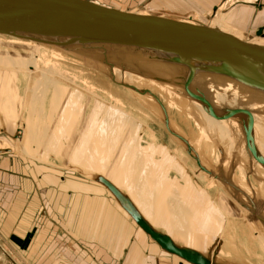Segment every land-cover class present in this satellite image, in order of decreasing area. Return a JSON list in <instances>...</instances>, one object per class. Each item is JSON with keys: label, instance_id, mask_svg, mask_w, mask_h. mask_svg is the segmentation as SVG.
Returning a JSON list of instances; mask_svg holds the SVG:
<instances>
[{"label": "rangeland", "instance_id": "obj_1", "mask_svg": "<svg viewBox=\"0 0 264 264\" xmlns=\"http://www.w3.org/2000/svg\"><path fill=\"white\" fill-rule=\"evenodd\" d=\"M88 1L116 9L118 11L134 12L135 10H138L141 12L142 11L158 12L161 10L164 11V10H171L172 8H177L183 11V13H188V14L192 13L186 11L185 8H181L180 6L178 7L173 6L172 3H169L170 6H164L168 4H163V2L159 1L162 4L161 5L155 0H88ZM178 1L181 2L183 0H178ZM115 4L117 6H112ZM175 4L176 3H174V5ZM260 24H264V23H259V24L258 23L255 24L253 22L249 23V25L252 26L253 28L258 27L257 25ZM215 25L218 26L219 21H216ZM250 39L252 43L257 44L256 41L258 40V38L256 39L250 38ZM14 47L15 46L13 44L10 45L8 44L6 47L0 45V139L12 147L15 142L14 141L15 137H13L15 131L17 130V128H23L24 130L23 136L26 137V141L15 147V153H13L11 157L5 156L3 160L5 162L6 168L9 158H12V160L15 161L17 160L18 162L21 163V166H25L24 167L26 168L25 174H27V176L25 175L24 177L26 178L25 186L27 187V189L31 187L30 185H33L37 195L39 193V196L41 194L44 198H48V200L50 201L51 198H53V200L59 198L60 195H58L57 193L62 191L59 189L57 191V188L53 187L56 185L52 184L53 186H51L50 183L48 184L49 181L47 177L50 178L51 175H54L55 176L54 179L58 180V182L60 183L61 181L59 180H63L62 178L69 179L72 181H78V183L83 185L84 182H88L89 184H86L87 187L92 185L91 187L93 189L99 190L100 187L98 185L99 183L96 182L94 183L95 180H92L91 178L89 179L87 178V176H85L89 169L96 168L97 171L106 173L111 177L112 174L113 176L118 174L120 181H116L115 183L119 184V186L124 189L126 195L131 194L129 192H131L132 189H134V192L135 190H137V192H135L134 194L136 195L139 194L141 198L137 195L139 199L138 200L136 199L137 201L136 200L135 201L140 209L144 210L145 208L150 207V209L152 210L154 206L161 207L160 215H159L161 219L159 220L160 224H158V229L164 231L166 226L176 227L178 223L181 224V229L182 230L184 229L182 232L185 233L184 237L188 239V242H190L191 245V246L188 245L185 246L186 248H190L191 250L202 253L204 257L208 259L211 258V260H213L215 264H249V263L254 264L253 261L250 259V257L248 259V254H247L248 252L245 250L243 246V242L239 243V241L236 242L233 239V242L231 241L232 243H230L231 247L227 249V244L223 242L224 239H221L222 242L221 240L220 241L217 240L220 229L222 228V226L224 227L225 217L221 215L219 212L215 213V211H217L216 210L217 208L215 206V203L212 202V200L210 199V194H214V196L216 197V191L218 190L222 192L223 189L221 190L222 187L219 189L220 186L214 188L212 186L214 176L209 174L210 172L207 171L204 167L198 166L197 164H195V162H193L191 155L194 157L195 154V157H197L198 154L196 155V152L191 150L190 146H188L185 143V140L183 138L185 137L187 131L188 133L191 134V131L193 130V129L190 130V128L186 126L187 125L186 123H188V121L187 120L185 121L184 120L185 118H183V120L181 121L182 123H179L178 119H180V117H178L177 119L172 116V120H171L168 116H166V114L165 115L163 113L156 114V116L162 119L161 121L155 116L153 112H149L145 104L141 100H139L136 96H133L129 92L130 90L128 91L126 89V86H123V84L122 83L120 84L119 82L117 83L118 86H116L115 85L116 83L114 84L111 81L113 79L111 78L110 80V76L107 75V73L103 70L104 69L103 65L102 64L100 65L99 63H96L92 60V59L98 60L99 57L95 59L96 57L90 55L88 57L91 58V61L90 62L85 61L86 63L83 62L82 60L75 59L76 57L68 56V55H64V58H62L63 60L61 59L57 63L66 73H68L71 76L70 80L72 82L74 79L76 80V83L81 86L80 88H82L83 90L85 88L87 89V87L96 89V90L94 89L93 94L91 93L90 98L93 97L94 98L93 101H96L97 98L101 97L99 98V100L101 101L103 100V101L102 104H97L99 108L97 109L93 108L92 106L95 103L92 101V99L87 97V95H83L84 94L83 92L80 93L76 91L72 93L70 88L68 89L62 83L58 84L55 81H44L41 85V89L44 90V92H42L43 93L42 96L44 97V101H45V111H44L45 113L43 112V115H40L38 108L36 107V105H34L33 102H31V105H29V107L32 108L30 109L32 111H30L27 108L24 109L21 102L23 98L22 92L24 91L26 86L23 76L21 74L22 70L19 68L13 69L12 66L13 64L9 62L10 60L15 61L17 58L15 53L16 49ZM56 50L58 52H65L64 50H59V49ZM123 64H125V66L123 67L124 71L130 72L134 76H137L142 80L152 82L154 85L160 83L161 84V85L159 84L160 87L163 86V84L167 85L168 82H170L171 80H175L174 78L166 74L163 75L159 73L157 74L147 73L142 70L144 66L141 65H133L129 63H123ZM2 69H4L3 70L4 72L2 71ZM76 71L79 74H76ZM156 76H157L156 80L158 81V83L154 82V78ZM160 76H163L161 81L158 80ZM164 78H166L167 80H164ZM168 87L170 88L167 87L164 88L170 90L181 89L174 86V84H172V81L171 84H168ZM46 91H48L49 96L48 94H45ZM54 96L59 99L53 100L52 98H54ZM62 98H66V99L64 100ZM69 98L71 99L75 98V99L73 100L74 101L73 104L72 103L70 105L68 104L69 105L68 108L72 107V109L70 108V112L68 113L65 108V104L69 100ZM63 101L66 102L64 103ZM110 101L114 102L113 103L114 106H115V101H116V105L118 103L120 106H123V108L122 107L121 108L125 109L124 111L129 117L131 126L127 122L124 123L123 122L124 118L123 117L119 118L117 113L115 112L114 114L112 113L114 117L111 114L112 115L111 118L112 117L113 118L111 120L108 119L109 117L107 114L109 113H106V111L110 112L113 110L111 107H109V104H111ZM156 102L158 103V105H163V106L164 104L165 106L168 105L167 103H163L160 101H156ZM182 104L183 106H178L179 108H177V110L180 109L183 110L184 108H187L189 113L195 112L196 114H200V113L202 114L205 111H208L209 108H211V110L214 109L200 102H185ZM167 107L168 110L171 109L169 108L170 105H168ZM92 111L95 114V118H94L95 121L93 120L92 122L93 124H95L94 129L90 127V123L88 124L87 121L88 119H86V117H88V115L92 113ZM214 111H216V113L220 115L222 119L224 118L223 119L224 121L233 124V122H231L232 120L228 118L226 114L220 112L218 109ZM259 111L260 110L258 109V113ZM173 112L174 114H176L174 110ZM64 113H66L68 116H66ZM262 114H264V111H262ZM117 118L119 119L118 123H117ZM49 120L50 123L52 122L51 128H48L50 126L48 124ZM61 120L63 122V125L61 124L62 122H60ZM170 121H173L175 125L178 126L180 137L177 134H175L176 132L174 133L169 130L168 125L170 124ZM202 121L205 120L203 119ZM207 121L211 122V120H207ZM58 122L60 123L59 127H57L56 125L58 124ZM169 126L172 127L173 125L170 124ZM199 126H202V123ZM233 128L235 129V127ZM199 130H204V129L199 128ZM125 132L128 133V136ZM50 133L51 136H49V140L52 139V141L50 140L49 142L50 145H54V146H49L46 143V141H44L45 140L44 137L47 139ZM193 135L191 134L192 137L191 141H195L196 138L198 139L199 134L197 135L196 138H193ZM125 137L128 139L127 143L125 142ZM66 138L70 140V144L66 142L67 140ZM81 140L82 141L85 140V141L82 142V144H79ZM144 140L155 141L156 144H154L155 142L154 143L152 142V145L153 144L157 145V148H159L160 150L154 152V154L156 153L158 155L156 156V159L154 158L155 160H153V167L151 172L148 169H146L148 163L143 162V159H140L141 161L133 162L132 157H128L127 159L123 158L125 156L124 154H126L127 151L130 153V155L132 154V152L136 154V149L132 151V147H134L133 145L130 149V144L132 142L140 144L141 141ZM86 144H87L86 147L87 150L85 152L80 153L79 151L81 150V146L84 147L86 146ZM141 145L146 146L145 142H143V144L141 143ZM167 148L169 151L167 150ZM75 151L79 153V156H77ZM74 153L75 155H73ZM149 154L150 152L148 154L145 152V156L142 155V158L145 157V159L147 160L150 159ZM206 156H210V154H206ZM153 157L154 155L152 156V158ZM186 157H189V160ZM24 159L29 160V163H27ZM80 160H84L87 164L81 167L80 165H82V163ZM29 164L32 165V167ZM129 166L132 167L133 169V171L131 169L132 175H130ZM175 168L177 169L175 170ZM254 169L255 172L250 175V178H248L246 187L250 192L258 195V196L255 195L257 199H260L261 196L264 195V172L260 171L256 166L254 167ZM127 170H128V174H127ZM78 171L82 173L85 172L86 174L85 173L81 174ZM35 175L38 177L41 176L42 181L45 182V184L42 185V183L38 182L35 187L33 183L34 181H31L30 179V177H34V179L36 180ZM89 175H91V173ZM180 175H182V177H179ZM183 176H185V178H183ZM184 179L188 180V182H186ZM192 180L195 185L193 184ZM211 186L214 188V190L216 189L213 193L211 191L208 192ZM68 187L72 190L75 189V186H73V184L71 183L69 184ZM162 188L163 191L161 193ZM62 189L64 193L68 191L67 188H62ZM45 191H48V193L45 194L44 193ZM52 191H53V195L50 193ZM171 192L175 193V196L177 197L176 201L179 202L178 210L181 216L176 217L177 219L176 222H178L177 224L170 216L171 212L169 211V206L167 203V196H169ZM67 193H70V191H68ZM100 194L103 193L100 192ZM241 196L242 195L240 194L239 199L240 202L242 203V209H240V207H238L233 202V200L230 199V197L227 199L229 204L232 203L231 205H233L235 209L236 210L238 209L240 212L239 211L234 212L235 209L233 208V206L223 208L225 212L229 211V209L233 211L232 213H234L235 215L233 220H235V222L239 221L238 216H236L238 212L239 214L242 215L244 214L245 216L250 217L252 215V210H250V208L253 207L257 201V200H252L248 196L246 199L245 197H243L242 199ZM41 201L44 207V203H43L44 200H42V198ZM189 202L192 203L193 206L195 205V210H198V212L200 211L202 212V210L205 212L204 215H206V217L204 221L206 223L203 224V226L202 225L198 226L197 223L191 225V221L193 220V217H191L190 219L191 221H188L186 223L185 221L186 218L184 217L183 209L185 208V204ZM262 207L264 208L263 204ZM212 209L215 210L214 211L215 218L211 217V219H213L211 223L213 228L209 224V220H210L209 211H211ZM52 218H53L52 219L53 224H59V219L55 217V215H53ZM181 219L182 220L184 219V223H182L183 221H181ZM50 220H51V216L47 218V223H51ZM228 220L230 219L228 218ZM45 223H46L45 219L44 220L38 219L34 225L35 230H37V232L41 230L42 226L45 225ZM162 224H164L165 227H163ZM206 225L208 226L205 229L204 227ZM257 226L256 228L259 230ZM209 227L210 229H207ZM261 227L264 228L263 225ZM126 229L127 227L124 230L125 233L124 232L122 233H124V235L127 237ZM231 231L233 230L231 229ZM41 232L45 233L44 231ZM164 232H166V230ZM225 234H228V231L226 232L225 230L223 234L224 237ZM259 234L261 237L263 236L260 230H259ZM199 235L201 236L206 235L205 242H202L203 247H199V246L197 247L196 245V242L201 237ZM133 238L135 237L133 236ZM23 240L25 241L26 239L23 238ZM213 242L214 244H212ZM216 242H218L219 244L218 243L216 244ZM215 244L216 247H214ZM147 245L150 246L148 247ZM147 245L145 246L147 249H143L141 247L140 254L143 258H148L151 262L143 263L140 260H138L139 258H136V256H134L133 258L134 264H164V263L170 264L169 260L171 259H169V255L163 254L156 249L154 253H150L151 255L153 254L152 256L147 255L146 254L147 250L153 246L152 243H148ZM217 246L222 252L218 250ZM8 251L9 250L7 249L4 252V264H16V262L11 257L12 254H9L10 251L9 252ZM46 255L47 254L45 251L41 252L38 256L39 260L35 261L36 262L35 264H42V263L45 264V260L48 259ZM162 261H164V263H162Z\"/></svg>", "mask_w": 264, "mask_h": 264}, {"label": "bare ground", "instance_id": "obj_2", "mask_svg": "<svg viewBox=\"0 0 264 264\" xmlns=\"http://www.w3.org/2000/svg\"><path fill=\"white\" fill-rule=\"evenodd\" d=\"M224 2H225V0H221L219 4H216L212 8L209 9V11L213 10L212 18L215 15H221V17H220L221 20H219V25L215 26L218 28H220V26L223 23L222 19L226 18V16L230 13V11L233 10L234 8H236V6H238L236 4H231L230 6L228 5L227 7H225V5H223ZM239 3H241V6H245L248 9H250V11H251L250 17L248 18V22H250V20L252 19L254 14H257L259 11L264 9V0H253V1H246V2L241 1ZM248 3H250V4L256 3L257 7L253 8L252 6L247 5ZM191 7H193V6H191ZM191 7H188V9L193 10ZM198 8H201V7H198ZM213 8L215 9V11ZM164 11H167V10H164ZM168 11H170V10H168ZM134 12H140L141 13V11H138V10H135ZM142 12L148 13L147 11H142ZM262 25H264V24H261L258 26H262ZM253 32H254L253 38H259V37H254V34L256 32L255 29ZM8 44L9 45L13 44L15 46L14 48L16 50L15 49L14 50H15L16 56L18 58V59L16 58L15 61H11V60L10 61L8 60V61L11 64H13L12 65L13 69L19 68L22 70L21 74H22L23 79L25 81L26 87H25L24 91L22 92L23 98H22V102H21L24 109H26V108L29 109L30 103L34 102V100H36V99H40L43 108L45 107L44 97L42 96L43 95L42 92H44V90L41 89V85L44 81H55L58 84L62 83L64 86H67L68 88H70L72 93H74L76 91L80 92V93L83 92L84 93L83 95H87V97H89V98L91 97V93L92 94L94 93L95 88L93 89V88L87 87V89H86L84 87L85 89L83 90L82 88H80L81 86L76 83L75 79L72 82L70 80L71 76L68 73H66L60 67V65L57 63L63 57L57 52L56 49L62 50L61 48H56L55 46H50V45H46V44L39 43V42H34V41H29V40L28 41L27 40H20V39H16V38H13L10 36L0 35V45H3L6 47ZM68 49H74V51L78 52V53L66 52L67 54H69L68 56H73V57L76 56V57L80 58L79 60H82L83 62H85V61L90 62L91 61V60L87 59L88 58L87 56H89V55L96 57L95 59H97L98 57L100 58L98 53L91 52V51H82L78 47L76 49L73 47H70ZM120 51L121 50L117 49V48L107 50V52L110 56L116 57V60H121V58H125V57H123L124 53L120 52ZM127 52L130 55L133 54V55L139 57L140 61L142 63L140 65L144 66V68H146V70L148 72H154V73L164 72V73L168 74L169 76H171L172 78L180 81V83H182L181 89L171 91L169 89L160 87L158 85H154L152 82L142 80V79L138 78L137 76H134L132 73H130L128 71L121 70L119 68L106 67L103 65L104 69L103 68L102 69L107 73V75L110 76V80H111V78L113 79L111 81L114 84L116 83L115 84L116 86H118L117 85L118 82L120 84L122 83L123 86H126V89L128 91L130 90L129 92L133 96H136L139 100H141L145 104V106L149 112H153L155 114V116H156V114H159V113H163L164 115L166 114V116H168L171 120H172V116L177 118V119H178V117H180V119H178L179 123H182L181 121L183 120V118H185L184 120L188 121V123H186L187 124L186 126H188L190 128V130L193 129L191 131V134L192 135L194 134L193 138H196L197 135L199 134L198 139L196 138L195 141H191L192 137H191V134L188 133V131L185 134L186 138L183 137L185 140V143L188 146H190L191 150L195 151L196 155L198 154L197 157H195V154H194V157L191 155L192 160H193V162H195V164H197L198 166L204 167L207 171L210 172L209 174L214 176V180L212 182V186L214 188H217L220 186L219 189L221 187H222L221 190L223 189L222 192L218 191V190L216 191V197L214 196V194H210V199L212 200V202L215 203L217 211H215L213 209L211 211H209V215H210L209 224L213 228V226L211 224L213 219H211V217L215 218L214 211H215V213L219 212L221 215H223L225 217V219H224L225 223H224V227L222 226V228L219 231V235H218L217 240L220 241L221 239H224L223 242L225 244H227V249L231 247L230 243L233 242V239L236 242L239 241V243L243 242V246H244L245 250L248 252L247 253L248 259L250 257V259L253 261L254 264H264V228L261 227L262 225L264 227V208L262 207V204L264 205V195L261 196L260 199H257L256 196H258V195L253 194L246 187V183H247L248 178H250V175L255 172V169H254L255 166L260 171L264 172V156L258 151L256 144L251 140V136L248 132V128H256L257 131L259 130L258 132H260L261 130L264 131V119L262 118L263 117L262 115H264V114H262V111H264V95H262L256 91H253L248 86L243 85L241 82L235 80L234 78H232L231 75H229L227 73H221L219 71H218V73L215 71L214 72L212 71V73H210L209 71L202 69L201 66L192 64V62H190V61L189 62L188 61L187 62H180L177 64L156 63V62H151V61L143 62L142 57L145 56V54H144L145 51L129 49V51H127ZM73 53H75V54H73ZM22 55H23V57H22ZM128 63L131 64V62H128ZM12 66H11V69H12ZM69 68H70V66H69ZM3 70L4 69H2V71ZM76 74H79V73H77V71H76ZM118 75H120V76H118ZM256 80H258V79H256ZM261 81L264 82V79L261 78ZM58 84H57V86H58ZM163 85H165V84H163ZM45 94H48V96H49L48 91H46ZM54 98H56V97L54 96ZM95 98H96V96H95ZM99 98H101V97H99ZM99 98L96 99V102L94 101L95 104H93V106H92L95 109L99 108L97 104H102L103 100L101 101V100H99ZM209 98H211V99H209ZM244 98H246L247 100L244 101L243 100ZM156 101L167 103L168 105H170L169 108H171V109L168 110L167 109L168 105L165 106V104H164V106L158 105V103ZM185 102H200V103H204V104H206V105H208L214 109L211 110V108H209L208 111H205L202 114L201 113L196 114L195 112L189 113L187 108H184L183 110H181V109L177 110V108H179L178 106H183L182 103H185ZM71 103L72 102H70V104ZM113 103L114 102H111V104H109V107H111L113 109V110L111 109L113 112L112 111H110V112L106 111V113H109V114H107L109 117L108 119L111 120L114 117L113 114L115 112V113H117L119 118H122V117L124 118V121H123L124 123L127 122L130 125L129 117L126 114V112L124 111L125 109H122L123 106H120L118 103L116 105V101H115V106ZM251 103L259 104V108H257V107L254 108L256 105L254 107H251L250 106ZM243 107H249V108L244 109ZM70 108L72 109V107H70ZM217 109L220 112H223L224 114H226L228 116V118H230L232 120L231 122H233V124L229 123V122L227 123L226 121H224L223 120L224 118L222 119L220 117V115H218L216 113V111H214ZM254 109H259L260 110L259 113H258V110L256 111ZM173 110L175 111L176 114H174ZM39 113H41V112H39ZM111 114L113 115L112 118H111V116H112ZM252 114H255V116ZM85 116H86V114H85ZM94 116H95V114L92 111V113H90L88 115V117H86V119H88L87 120L88 124L90 123V127L92 129H94L95 126L90 121V119L93 118V120H94ZM156 117L162 121V119L160 117H158V116H156ZM203 119L205 121H202ZM207 120H211V122H209ZM198 121H200V122H198ZM60 122H62V120ZM118 122H119V119L117 118V123ZM51 123L49 120L48 124L50 126L48 128H51V125H52ZM53 123H54V121H53ZM201 123H202V126H199ZM59 124H60L59 122H58V124H56L57 127H59ZM61 124L63 125V122ZM170 124H172L173 126L170 127L169 126ZM170 124L168 125L169 130L171 132H174V133L176 132L175 134H177L179 136L180 134H179L178 126L175 125V123L173 121H170ZM32 125H33V123H32ZM123 126H125V125H123ZM233 127H235V129ZM199 128H203L204 130H199ZM36 131H37V129H36ZM49 131H50V129H49ZM51 133H52V131H51ZM51 133L48 135L47 139L44 137V139H45L44 141H46V143L49 146H54V145H50V142H49L50 140L52 141V139L49 140V136H51ZM128 133H126L127 136H128ZM23 134H24L23 128H17V130L15 131L14 136H13V137H15V139H14L15 142H14V145L12 147L0 139V141L2 142L0 147L3 148V146L6 144L8 146V148L10 149L9 152L0 154V156L1 157H3V156L11 157L13 155V153H15V147L26 141V137H24ZM126 137H125V142L127 143L128 139ZM145 137H147V136H145ZM66 139H67L66 142L68 144H70V140L68 138H66ZM84 141L81 140L79 142V144H82V142H84ZM143 142H145L146 146L141 145V143L143 144ZM152 142L154 143L155 141H145L144 140V141H141L140 144L132 142L133 144L132 143L130 144V149L133 145L134 147H132V151H134V149H136V154L132 152V154L130 155V153L127 151V153L124 154L125 156L123 158L127 159L128 157H132L133 162L141 161L140 159H143V162L148 163V166L146 169H148L151 172L152 167H153V160H155L156 156L158 155L156 153H155L156 154L155 155L154 152L160 151L159 148H157V145H154V144H156V142L153 145H152ZM262 142H264V136H263ZM192 144L194 145L195 148L193 147ZM86 147H87V144L84 147L81 146V150L79 152L80 153L85 152L87 150ZM196 147H197V149H196ZM167 150H168V148H167ZM145 152L147 154L150 152V154H149L150 159L147 160V159H145V157L142 158V155L145 156ZM76 154H77V156H79L78 152H76ZM199 154H201V155H199ZM206 154H210V156H206ZM73 155H75V153ZM153 155H154V157L152 158ZM133 157H134V159H133ZM186 158L189 160V157H186ZM24 160L27 163H29V160H26V159H24ZM80 161L82 163V165H80L81 167L83 165L85 166L87 164L84 160H80ZM30 166L32 167V165H30ZM207 168H209L210 170ZM129 169H130V175H132V171H133L132 167H130ZM131 169H132V171H131ZM176 169L177 168H175V170ZM79 173L84 174L85 172L84 173L79 172ZM90 173H91V175H89ZM127 174H128V170H127ZM85 176H87V178H89V179L91 178L92 180H95L94 183L96 182V183H99L101 185H102V183L100 182V178H102L107 183H109L111 186H113L117 191H119L118 192L119 197L116 198L109 192V190L104 185H102L110 193V197L113 199L115 206L118 205V209L122 212V214L127 218V220L130 219L132 222H134L136 227L140 228L137 225V223L135 222V220H133L130 217L129 212H131V210H132V213H136V215L140 218V220L146 226H148L152 231L158 233L159 235H163L165 237H168V239H170V241L172 242V244L176 248L183 249V250L190 251V252L191 251L195 252V254L199 255L204 260H206V263H204V264H215L214 261L211 260V258L208 259V258L204 257L202 255V253L185 247L187 245L188 246H191V245H190V242H188V239L184 237L185 233L182 232L184 229L183 230L181 229V224L176 222L177 221L176 217H179L181 215H180L179 210H178L179 202L176 201L177 197L175 196L174 192H171V194H169V196H167V203L169 206V211L171 212L170 216L173 218V220L176 224L178 223V225L176 227L175 226H166L169 229L170 235L174 239V241H173L170 238V236H168L166 234V232H168L167 228L164 229V231L166 230V232L163 233L164 231H159L158 228L152 227L151 224L144 217V215L141 213V210L139 209V207L136 203V201L139 199L137 197V195L139 197H140V195L134 194L135 192H137V190H135V192H134V189H132L133 192L131 191V192H129L131 194L126 195L124 189L122 187H120L119 184L115 183L116 181H120L118 174H116L115 176H113V174H112V177H111L110 175H108L106 173H103L101 171H97L96 168H91L87 171V174ZM179 177H182V175H180ZM183 178H185V176H183ZM184 180L186 182H188V180H186V179H184ZM192 182H193V180H192ZM160 183H161V180H160ZM193 184H194V182H193ZM212 186L210 187L208 192L211 191L213 193L216 190V189L214 190V188ZM162 191H163V188L161 190V193H162ZM120 193L123 195L121 196ZM105 194H107V193L105 192ZM240 194L242 195L241 196L242 199H243V197H245V199H246L248 196L252 200L258 201V202L256 201L255 205L250 208V210H252L251 216L253 218L251 216L249 217V216H245L244 214L243 215L239 214L240 211L238 209L236 210L235 207L233 205H231L232 203L229 204V202L227 201V199L230 197V199H232L233 202L238 207H240V209H242V203L240 202V199H239ZM229 206H233V208L235 209L234 212L239 211L238 214H236V216H238V218H239V221L235 222V220H233L235 215H234V213H232L233 211L231 209H229V211H227V212L224 211L223 208H225V207L227 208ZM160 210H161V207H159V206L153 207L151 215H153L155 220H152V222H157L159 220L158 214H159ZM183 211H184V217L186 218V220H185L186 223L188 221H191L190 220L191 217H193V220L191 221V225L197 223L198 226H200V225L203 226V224L206 223L204 221L205 217H206V215H204L205 212L202 210V212L200 211L201 212L200 213V212H198V210H195V205L193 206L192 203H190V202L186 203ZM228 218L230 220H228ZM181 221H183L182 223H184V219L183 220L181 219ZM256 222H257V224H256ZM260 223H261V226H260ZM207 226L208 225H206L204 228L206 229ZM256 226L259 228L261 234L263 235L262 237L260 236L259 230L256 228ZM207 229H210V227ZM231 229L233 231H231ZM225 230H226V232L228 231V234H225V237H224L223 234H224ZM142 232H143V234L145 233L149 237L151 242L154 243L153 246L147 250L148 254L154 253L151 250L153 248H154V251L156 249L161 253L165 252L164 250H162V248H160V246L155 242V240L150 237L149 233H147L143 230H142ZM199 236H201V235H199ZM205 236H201L200 239L198 240L199 242L198 241L196 242L197 247L198 246L203 247L202 242H205V239H206ZM221 242H222V240H221ZM217 243L218 242H216V244ZM143 244H144L143 248L147 249L145 247L147 245L146 237H145V240H143ZM212 244H214V242ZM216 244L214 247H216ZM218 246H217V248H218ZM139 248H140L139 250H141V247H139ZM218 250L220 251L219 248H218ZM220 252H222V251H220ZM165 253L170 255V257H169V259H171V260H169L170 263L173 262L174 255H175L180 260V262H179L180 264H193L192 262H190V261H188V260H186V259H184V258H182V257H180L174 253H167V252H165Z\"/></svg>", "mask_w": 264, "mask_h": 264}, {"label": "water", "instance_id": "obj_3", "mask_svg": "<svg viewBox=\"0 0 264 264\" xmlns=\"http://www.w3.org/2000/svg\"><path fill=\"white\" fill-rule=\"evenodd\" d=\"M247 5L257 7L256 3ZM192 12L183 13L177 8L148 13L118 11L88 0H0V35L55 46L65 52L78 53L68 49L78 47L98 53L100 58L92 59L94 62L121 70L123 63L142 64L139 57L127 52L129 49L145 51L143 62L190 61L210 73H227L264 95V46L252 43L253 35L243 40L211 26L213 10ZM254 29V37H264V25ZM247 30V34L254 33ZM114 48L120 49L125 58L110 56L107 50ZM9 151L6 144L0 147V154ZM100 182L119 197L113 186L102 178ZM129 215L165 252L193 264L206 263L195 252L176 248L168 237L152 231L132 210Z\"/></svg>", "mask_w": 264, "mask_h": 264}, {"label": "crops", "instance_id": "obj_4", "mask_svg": "<svg viewBox=\"0 0 264 264\" xmlns=\"http://www.w3.org/2000/svg\"><path fill=\"white\" fill-rule=\"evenodd\" d=\"M155 1L168 4L164 6H170L169 3H172L173 6H180L189 12H207L214 5L219 4L221 0H183L181 2L178 0ZM241 1L246 2L253 0H225L223 3L225 7L231 4H236L238 6L231 10L226 18L222 19L223 23L220 29L244 40L247 38V35H253L252 33H245L246 29H248L247 32L254 31L252 26H248L250 22L255 24L264 23V9L254 14L250 22H248L251 11L247 7L241 6V3H239ZM174 3L176 4L174 5ZM112 6L117 5L115 4ZM188 7H191L193 10L188 9ZM220 17L221 15H215L212 18L213 20L211 19L210 25L215 27L216 21L221 20ZM250 38H253V36H250ZM256 43L260 46H264V37H259ZM58 53L63 58L64 55H69L65 52ZM75 59L79 60L80 58L76 57ZM142 70L147 73H154L148 72L146 68H142ZM157 73L166 74L164 72ZM156 78L157 76L154 78V82L158 83ZM162 78L163 76H160L158 80L161 81ZM164 80L167 79L164 78ZM171 81L177 88L182 87L180 81L176 79ZM171 81L168 82V84H171ZM159 84L160 83L156 85ZM168 84L161 87L170 88ZM52 99L57 100L59 98ZM62 99L65 100L66 98ZM74 99L69 98L67 102L63 101L64 103L66 102L65 108L68 113L70 112L68 104H70V102L73 104ZM90 99L93 101L94 98L92 97ZM243 100L245 101L247 99L244 98ZM33 103L36 105L39 112H41L39 114L43 115L42 113L45 111V107L43 108L41 100L36 99ZM250 106L259 108V104L251 103ZM249 107L243 108L246 109ZM30 109L32 108L29 107V110ZM254 110L257 111L258 109ZM64 114L68 116L66 113ZM252 115L255 116V114ZM262 116L264 117V115ZM90 121L93 122V118H91ZM258 131L256 128L248 129L251 140L256 144L258 151L264 156V142H262L264 131ZM4 158L5 156L0 158V264H4V252L7 249L10 251H8L9 254H12L11 257L16 264H35V261L39 260V254L44 251L47 254L46 257H48V259L45 260V264H134V256L139 258L138 260L143 263L151 262L148 258H143L141 256L139 247L143 248V240H145V237L147 244L152 243L153 245L154 243L151 242L145 233L143 234L140 228L135 226L134 222L129 218V220H127L118 209V205L115 206L113 199L110 197V193L101 184H98L100 187L99 190H96L91 187L92 185L87 187L86 184H89L88 182H84L83 185L78 183V181L62 178L63 180H59L61 181L60 183L58 180L54 179V175H51L50 178L47 177L49 181L48 184L50 183L51 186L54 184L56 186L53 187H56L57 191L58 189L62 191L57 193L60 195L59 198L55 200L51 198L49 201L48 198H44L41 194L40 196L39 193L37 195L33 185H30L31 187L27 189L25 186L26 178L24 177L25 175L27 176V174H25V166H21L20 162L9 158L6 168L3 160ZM30 179L34 181L35 187L38 182L42 183V185L45 184L41 176H36V180L34 177H30ZM70 183L75 186L74 190L68 187ZM61 187L67 188L70 193H67L68 191L64 193ZM104 191L107 194H105ZM100 192L103 194H100ZM44 193L47 194L48 191ZM50 193L53 195V191ZM41 198L44 200V207ZM140 210L151 226L158 228L161 217L159 216L157 222H152L155 218L151 215L152 210L150 207ZM53 215L59 219V224L52 223ZM158 215H160V212ZM49 216H51V223H47V218H49ZM38 219H45L47 224L45 223L41 230L37 232L34 225ZM162 226L165 227L163 224ZM126 227L127 237L124 235ZM159 231L161 230L159 229ZM166 234L174 241L170 235L169 229ZM133 236L135 238H133ZM23 238L26 240L24 241ZM151 250L155 252L154 248ZM146 254L150 255L148 251ZM163 254L166 253L164 252ZM179 262L180 260L174 255L173 262L169 263L180 264ZM162 263H164V261H162Z\"/></svg>", "mask_w": 264, "mask_h": 264}]
</instances>
